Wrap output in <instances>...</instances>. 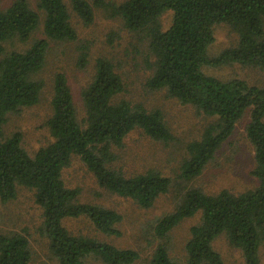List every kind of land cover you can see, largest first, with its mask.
Returning a JSON list of instances; mask_svg holds the SVG:
<instances>
[{
  "label": "trees",
  "instance_id": "1",
  "mask_svg": "<svg viewBox=\"0 0 264 264\" xmlns=\"http://www.w3.org/2000/svg\"><path fill=\"white\" fill-rule=\"evenodd\" d=\"M44 11L45 36L34 37L41 15L28 0H12L0 7V200L17 197L19 187L34 190L43 208L44 231L49 248L60 264H132L141 254L120 247L98 235L120 236L122 215L116 209L81 201L79 187H71L64 169L79 157L93 172L99 185L133 198L142 207L177 186L181 189L175 209L157 220V244L149 264H224L214 241L227 235L239 248L246 264H260L264 242V84L247 78H223L207 68L239 64L264 70V0H38ZM95 7L123 18L124 25L147 43L151 90L193 107L206 123L187 144L176 176L150 166L125 171L116 164L118 150L138 134L151 142L175 139L164 110L125 96L126 84L115 64L97 60L93 76L81 91V108L68 77H54L52 114L47 123L53 141L30 152L19 130L5 133L9 114L37 104L44 83L51 41L78 38L74 15L93 22ZM170 11L172 22L164 28L162 16ZM229 24L236 32L235 45L218 55L210 53L216 40L214 26ZM89 50L82 46L80 63ZM249 113L247 137L254 147V178L257 183L234 191L223 187L206 191L190 182L202 176L218 151ZM132 138V137H131ZM185 243V259L170 254V232L183 220L197 217ZM90 222L96 235L75 232L68 220ZM33 250L26 231L0 233V264H32Z\"/></svg>",
  "mask_w": 264,
  "mask_h": 264
},
{
  "label": "rangeland",
  "instance_id": "2",
  "mask_svg": "<svg viewBox=\"0 0 264 264\" xmlns=\"http://www.w3.org/2000/svg\"><path fill=\"white\" fill-rule=\"evenodd\" d=\"M11 1L0 0V7ZM28 1L41 15L40 25L34 37H43L44 11L39 7L38 0ZM109 1L119 3L121 0ZM171 22V12H165L162 16L164 28L169 27ZM73 23L77 28L78 38L65 42L51 41L47 65L40 73L44 83L41 99L33 106L23 107L9 114L5 124L6 135L19 130L22 134V143L30 152H35L53 141L47 121L52 114L51 100L55 75L58 72L67 75L81 108V91L93 76L98 58L104 57L111 60L123 75L126 84L125 96L148 106L161 107L175 136V139L165 143L151 142L138 134L131 135L127 145L118 150L119 158L116 164L128 172L153 166L165 174L176 176L186 154L187 144L203 128L206 123L205 117L193 107L169 97L166 91L151 90L146 86L147 77L151 75L147 62V43L142 36L126 28L120 15L102 7H95L93 22L86 24L74 15ZM214 29L216 40L210 46V53L216 56L235 45L237 34L227 23H218ZM82 46H87L89 50L86 64L80 63ZM207 71L223 78L239 76L247 78L252 83L264 84V70L258 68L232 63L209 67ZM249 119L250 114L247 113L204 174L196 181L190 182L191 184L206 191H215L223 187L239 191L257 183L253 175L254 147L246 132ZM64 178L69 186L80 188L81 201L108 206L121 213L122 219L118 224L121 235L98 236L120 247L138 250L141 257L132 264H149L157 244L161 241L155 234L157 220L175 209L181 189L174 186L170 192L160 195L151 207H142L133 198L121 196L101 187L93 172L79 157H75L64 169ZM44 219L43 208L37 203L35 192L30 188L20 186L15 199L7 203L0 200V233L11 230L26 231L33 250L32 264H60L49 248V239L44 231ZM197 221L198 216L187 218L170 232L167 243L173 257L185 259V243L190 235V227ZM67 225L75 232L96 235L90 222L85 219L74 218L68 220ZM214 246L222 254L224 264H246L242 251L230 242L227 235H220L214 241ZM88 263L103 264L96 258H90ZM260 264H264V242L260 246Z\"/></svg>",
  "mask_w": 264,
  "mask_h": 264
}]
</instances>
